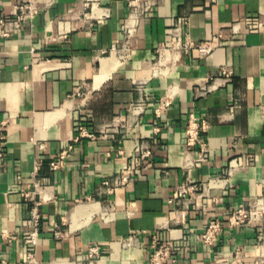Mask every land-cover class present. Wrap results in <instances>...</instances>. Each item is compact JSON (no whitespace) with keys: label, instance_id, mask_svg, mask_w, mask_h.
Returning a JSON list of instances; mask_svg holds the SVG:
<instances>
[{"label":"crops","instance_id":"1","mask_svg":"<svg viewBox=\"0 0 264 264\" xmlns=\"http://www.w3.org/2000/svg\"><path fill=\"white\" fill-rule=\"evenodd\" d=\"M21 1L0 0V16ZM36 1L34 18L0 39V264L26 260L31 205L16 182L36 171V264H149L154 236L188 240L174 264H264V217L229 224L264 197V29L242 23L264 22V0H156L131 35V0ZM202 43L215 48L187 49ZM142 146L151 156L135 167ZM131 166L108 194L102 182ZM183 184L199 191L171 203ZM214 220L222 231L208 246Z\"/></svg>","mask_w":264,"mask_h":264},{"label":"built area","instance_id":"2","mask_svg":"<svg viewBox=\"0 0 264 264\" xmlns=\"http://www.w3.org/2000/svg\"><path fill=\"white\" fill-rule=\"evenodd\" d=\"M215 1V0H214ZM36 0H24L15 4L8 16H0V39L11 38L16 34L23 26L24 23L31 21L37 11ZM130 15L127 25V33H130V27L133 28V33L140 21L156 6V0H131L129 3ZM245 24V31H260L264 29V22L260 20L255 21H242ZM130 24V25H129ZM130 26V27H129ZM214 46L212 43H202L199 45L190 44L187 49L196 52L201 57L209 55L213 50ZM115 50V47H113ZM1 66V60H0ZM220 76L229 78L232 74L228 69L222 68L219 72ZM197 127L189 125L187 131V144L191 145L197 135ZM82 136L93 138V135H88L87 132L81 130ZM6 137H2L0 140V165L5 156ZM204 153L208 152V149H203ZM122 154V153H121ZM134 156V166L140 167L143 160L148 159L151 156V149L149 147H141ZM59 165L52 164L51 169L56 170ZM134 167H126L124 172L117 176L113 180H105L102 182V187L107 188L108 194L116 193L120 188L124 187L129 180V176ZM32 183L25 184L21 178L17 179L16 185L19 188L20 194L23 201L31 205L30 216L24 222L26 228V239L25 244L28 248L26 253V260L22 264H36V248L39 244L41 228H42V212L41 202L38 200L40 196L42 184L38 178L37 171L32 175ZM199 191L197 185L183 184L177 187L174 198L170 201L171 203H182L187 197L194 196ZM179 212V211H178ZM180 217L185 219L186 211L179 212ZM264 217V197H259L252 202L248 207H240L236 209L230 219L229 224L231 227H240L245 224H257ZM55 237L57 239L63 238L62 232L59 230V226H56ZM222 231V224L218 220L212 221L207 229L202 234V241L208 245L213 246L217 241ZM153 252L149 259V264H167L176 263L178 257L181 254H185L188 251V240L185 239H164L159 240L156 236L153 237L152 242ZM98 248L92 250L97 253ZM236 263L242 264L238 257H236ZM253 264H261L260 261H255Z\"/></svg>","mask_w":264,"mask_h":264},{"label":"bare ground","instance_id":"3","mask_svg":"<svg viewBox=\"0 0 264 264\" xmlns=\"http://www.w3.org/2000/svg\"><path fill=\"white\" fill-rule=\"evenodd\" d=\"M130 25V24H129ZM130 27V26H129ZM130 33L132 34L133 33V28L132 27H130ZM220 183L221 182H218V181H216L215 183H213V184H211V187H219V186H222V185H220Z\"/></svg>","mask_w":264,"mask_h":264}]
</instances>
